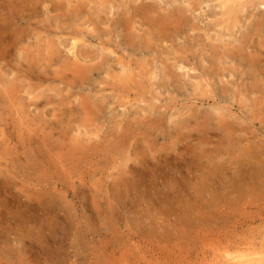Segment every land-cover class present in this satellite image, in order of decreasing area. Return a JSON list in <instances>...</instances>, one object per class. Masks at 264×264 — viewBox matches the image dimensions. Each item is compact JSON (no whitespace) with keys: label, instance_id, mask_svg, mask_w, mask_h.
<instances>
[{"label":"rangeland","instance_id":"obj_1","mask_svg":"<svg viewBox=\"0 0 264 264\" xmlns=\"http://www.w3.org/2000/svg\"><path fill=\"white\" fill-rule=\"evenodd\" d=\"M229 1L0 0L1 254L264 258V0Z\"/></svg>","mask_w":264,"mask_h":264},{"label":"bare ground","instance_id":"obj_2","mask_svg":"<svg viewBox=\"0 0 264 264\" xmlns=\"http://www.w3.org/2000/svg\"><path fill=\"white\" fill-rule=\"evenodd\" d=\"M227 1H229V0H227ZM237 1V0H236ZM72 2V1H71ZM230 2V1H229ZM242 3V2H241ZM229 5V4H228ZM57 7V6H56ZM239 9V8H238ZM239 12H240V10H239ZM179 13V12H178ZM182 13V12H181ZM129 14V13H128ZM184 14V13H183ZM237 14V13H236ZM161 14H159V16H160ZM228 15V14H227ZM166 16V15H165ZM146 17H148V16H146ZM129 18H130V16H129ZM160 18V17H159ZM133 19V18H132ZM182 19V18H181ZM162 20V19H161ZM147 21H148V19H147ZM163 21V20H162ZM168 21V20H167ZM7 22V21H6ZM173 22V21H172ZM151 23V22H150ZM173 24H174V22H173ZM152 25V24H151ZM150 27V26H149ZM164 28V27H163ZM136 29V28H135ZM181 29V28H180ZM149 31H150V29H149ZM170 31V30H169ZM52 33V32H51ZM167 33V32H166ZM163 34V33H162ZM84 35V34H83ZM164 35H166L165 33H164ZM142 36V35H141ZM149 37V36H148ZM170 37V36H169ZM147 38V37H146ZM154 38V37H153ZM156 40H157V38H156ZM130 45V44H129ZM128 45V46H129ZM76 46H77V43H76V41H74V43H73V45H72V49H76ZM63 47V46H62ZM155 47V46H154ZM50 48V47H49ZM69 48V47H68ZM107 48V47H106ZM139 50V49H138ZM157 50V49H156ZM190 50V49H189ZM188 50V51H189ZM42 51V50H41ZM123 51V50H122ZM145 51V50H144ZM153 51V50H152ZM158 51V50H157ZM70 52V51H69ZM74 52V51H73ZM68 53V52H67ZM112 53V52H111ZM154 53V52H153ZM189 53V52H188ZM188 53H186V54H188ZM190 53H192V52H190ZM77 54V53H76ZM81 54V53H80ZM86 54V53H85ZM113 54V53H112ZM180 54V53H179ZM41 55V54H40ZM93 55H95V54H93ZM104 55V54H103ZM87 56V55H86ZM194 56H195V54H194ZM98 57V56H97ZM100 57V56H99ZM98 57V58H99ZM75 58H77V57H75ZM195 58V57H194ZM257 58H259V56H257ZM52 59V58H51ZM181 59V58H180ZM242 59H243V57H242ZM76 60H79V59H76ZM101 60V59H100ZM129 60V59H128ZM130 60H132V59H130ZM200 60V59H199ZM98 61V60H97ZM202 61V60H201ZM243 61V60H242ZM75 62V61H74ZM100 62H102V61H100ZM123 62H125V61H123ZM132 62V61H131ZM191 62V61H190ZM259 62V61H258ZM77 63V62H76ZM199 63V62H198ZM254 63H256V62H254ZM85 64V63H84ZM87 64V63H86ZM91 64H93V63H91ZM97 64V63H96ZM188 64H189V62H188ZM202 64V63H201ZM262 64V63H261ZM171 65V64H170ZM215 65V64H214ZM224 65H225V62H224ZM35 65H33V67H34ZM178 66V65H177ZM70 67V66H69ZM72 67V66H71ZM124 67V66H123ZM128 67V66H127ZM211 67V66H210ZM21 68H23V67H21ZM61 68V67H60ZM126 68V67H125ZM42 69V68H41ZM81 70H82V68H80ZM127 69V68H126ZM238 70V69H237ZM251 70H253L252 68H251ZM83 71V70H82ZM87 71H90V69H87L85 72H87ZM109 71V70H108ZM107 71V72H108ZM127 72H128V70H126ZM15 72H16V70H15ZM112 72V71H111ZM217 72V71H216ZM215 72V73H216ZM21 73V72H20ZM128 73H131L130 71L128 72ZM235 73V72H234ZM240 73V72H239ZM82 74V73H81ZM92 74V73H91ZM136 74V73H135ZM241 74V73H240ZM21 75V74H20ZM38 75H40V74H38ZM59 75H61L60 73H59ZM88 75V74H87ZM107 75V74H106ZM132 75V74H131ZM218 75V74H217ZM226 75V74H225ZM235 75V74H234ZM41 76V75H40ZM108 76V75H107ZM128 76H129V74H128ZM137 76V75H136ZM153 76V75H152ZM219 76V75H218ZM255 76V75H254ZM43 77H45L44 75H43ZM84 77V76H83ZM124 77V78H123ZM131 77V76H130ZM133 77V76H132ZM220 77H221V75H220ZM49 78V77H48ZM3 79V78H2ZM125 79H127V78H125V76H121L120 77V80H125ZM135 80H136V78H134ZM173 79V78H172ZM25 80V79H24ZM61 80V79H60ZM177 80H178V78H177ZM253 80V79H252ZM46 81V80H45ZM220 81V80H219ZM259 81V80H258ZM39 82V81H38ZM128 82V81H127ZM171 82V81H170ZM253 82V81H252ZM40 83V82H39ZM137 83V82H136ZM173 84V83H172ZM254 85V84H253ZM23 86V85H22ZM251 86V85H250ZM255 86V85H254ZM128 88V87H127ZM126 88V89H127ZM234 88V87H233ZM254 88V87H253ZM261 88V87H260ZM18 89H19V87H18ZM262 89V88H261ZM260 89V90H261ZM48 90V89H47ZM18 92V91H17ZM261 92V91H260ZM20 93V92H19ZM18 94V93H17ZM20 95H21V93H20ZM237 95V94H236ZM251 95V94H250ZM254 95V94H253ZM261 96V95H260ZM61 97V96H60ZM253 97V96H252ZM255 97V96H254ZM263 97V96H262ZM20 98V97H19ZM248 98V97H247ZM38 99V98H37ZM68 99V98H67ZM260 99V98H259ZM19 100V99H18ZM34 100V99H33ZM39 100V99H38ZM44 100V99H43ZM243 101V100H242ZM245 101V100H244ZM54 102V101H53ZM41 103V102H40ZM79 103V102H78ZM19 104H20V102H19ZM81 104H83V103H81ZM34 105H37V104H34ZM103 105V104H102ZM240 105V104H239ZM12 106V105H11ZM32 106H33V103H32ZM82 106V105H81ZM83 106H84V104H83ZM31 107V106H30ZM247 107H250V106H247ZM246 107V108H247ZM262 107V106H261ZM12 108V107H11ZM14 108V107H13ZM25 108V107H24ZM37 109V108H36ZM38 109H39V107H38ZM73 109V108H72ZM71 109V110H72ZM64 110H66L65 108H64ZM98 110V109H97ZM261 110V109H260ZM4 111V110H3ZM218 111V110H217ZM216 111V112H217ZM220 111V110H219ZM47 112V111H46ZM70 112V111H69ZM73 112V111H72ZM76 112V111H75ZM222 112V111H221ZM220 112V113H221ZM29 113H31V112H29ZM77 113H79V112H76V114ZM252 113V112H251ZM254 113V112H253ZM94 114V113H93ZM96 114H97V112H96ZM34 115V114H33ZM43 115V114H42ZM46 115V114H45ZM215 115V114H214ZM252 115V114H251ZM4 116V115H3ZM22 116V115H21ZM37 116V115H36ZM75 116V115H74ZM250 116V115H249ZM253 116H254V114H253ZM33 117V116H32ZM35 117V116H34ZM221 117H223V116H221ZM207 118V117H206ZM218 118H219V116H218ZM30 119V118H29ZM208 119V118H207ZM227 119V118H226ZM222 120V119H221ZM234 120H236V119H234ZM2 121V120H1ZM218 121H220L219 119H218ZM228 121V120H227ZM50 122V121H49ZM56 122V121H55ZM211 122V121H210ZM8 123V122H7ZM6 123V124H7ZM20 123V122H19ZM52 123V122H51ZM206 123V122H205ZM234 123V122H233ZM21 124H22V122H21ZM35 124V123H34ZM50 124V123H49ZM57 124V123H56ZM141 124V123H140ZM157 124V123H156ZM216 124V123H215ZM235 124V123H234ZM231 126V125H230ZM234 126V125H233ZM19 127V126H18ZM21 127V126H20ZM40 127V126H39ZM7 128H8V126H7ZM35 128V127H34ZM44 128V127H43ZM56 128V127H55ZM208 128H210V127H208ZM1 129V128H0ZM5 129V128H4ZM4 129H1V135H4ZM17 129V128H16ZM45 129V128H44ZM72 129V128H71ZM132 129V128H131ZM130 129V130H131ZM14 130H15V128H14ZM31 130V129H30ZM41 130V129H40ZM46 130V129H45ZM196 130V129H195ZM227 130V129H226ZM8 131H10V130H8ZM28 133V132H27ZM47 133H49V132H47ZM210 133V132H209ZM18 134H20V133H18ZM33 134H34V132H33ZM60 134V133H59ZM189 134V133H188ZM191 135V134H190ZM229 135V134H228ZM12 136V135H11ZM20 136H21V134H20ZM187 136V135H186ZM185 136V137H186ZM207 136V135H206ZM29 137V136H28ZM33 137H34V135H33ZM26 138V137H25ZM47 138V137H46ZM123 138H121L120 140H122ZM127 139V138H126ZM1 140V139H0ZM4 140V139H3ZM14 140V139H13ZM60 140V139H59ZM76 140V139H75ZM65 141V140H64ZM3 142V141H2ZM43 142V141H42ZM45 142V141H44ZM73 142V141H72ZM30 143V142H29ZM12 143H10V145H11ZM64 144V143H63ZM2 145H4V144H2ZM1 146V145H0ZM86 146V145H85ZM13 148H14V146H12ZM43 148V147H42ZM62 148V147H61ZM72 148V147H71ZM15 149L16 150H22V149H20V146H15ZM51 149V148H50ZM50 149L48 150H40V151H38L37 153L38 154H46L47 152H51L50 151ZM63 149V148H62ZM225 150V149H224ZM24 151V150H23ZM89 153V152H88ZM49 154V153H48ZM68 154V153H67ZM65 155V154H64ZM71 155V154H70ZM76 155V154H75ZM253 155V154H252ZM77 156V155H76ZM83 156V155H82ZM85 156V155H84ZM254 156V155H253ZM43 157V155H41V156H37L36 157V162H38V161H40L41 160V158ZM47 157V156H46ZM67 157V156H66ZM27 158H28V160H30V158L28 157V155H27ZM68 158V157H67ZM73 158H75V157H73ZM53 159V161H54V163L56 162V159H59V158H57L56 157V159L55 158H53V157H51L49 160H52ZM69 159V158H68ZM71 159V158H70ZM61 160V159H60ZM62 161V160H61ZM189 161V160H188ZM43 162V161H42ZM22 167H24V166H22ZM30 168V166H27V163H26V165H25V171H27L28 169ZM24 169H22V170H24ZM76 174V173H75ZM4 176V175H3ZM5 177V176H4ZM7 177V176H6ZM242 177V176H241ZM1 179V178H0ZM32 179V178H31ZM212 179V178H211ZM4 181V180H3ZM40 181V180H39ZM73 181V180H72ZM71 181V182H72ZM254 181V180H253ZM37 182V181H36ZM65 182V181H64ZM41 183V182H40ZM163 183V182H162ZM167 184V183H166ZM13 185V184H12ZM12 185H11V187L10 186H7V187H9V189H10V191H12V189H13V187H12ZM17 185V184H16ZM23 185V184H22ZM26 185V184H25ZM214 185V184H213ZM18 187L20 186V185H17ZM2 188V187H1ZM22 188V187H21ZM23 189V188H22ZM29 189V188H28ZM19 190V189H18ZM227 190V189H226ZM21 191V190H20ZM41 192V191H40ZM44 192H47V191H44ZM30 194H32V193H30ZM36 195V194H35ZM32 196V195H31ZM6 197V196H5ZM21 198V197H20ZM20 198H19V196H16L14 199H16V201H19L20 200ZM57 198V197H56ZM55 200V199H54ZM25 201V200H24ZM58 201V200H57ZM24 203V202H23ZM47 203V202H46ZM236 203V202H235ZM0 204H1V207H0V214H3L4 213V215H6V214H9V209H8V207L6 206V202L4 201V202H0ZM18 204V203H17ZM211 204V203H210ZM13 205V204H12ZM216 206V205H215ZM230 206V205H229ZM232 208V207H231ZM221 209V208H220ZM7 210V211H6ZM32 210V209H31ZM33 210H35V209H33ZM223 211V210H222ZM19 208L17 207V211H16V215H17V219H16V221L18 220V215H19ZM225 212V211H224ZM223 212V213H224ZM226 213V212H225ZM260 217H262V214L261 215H259ZM16 217V216H15ZM188 219V218H187ZM189 223V222H188ZM17 225V228L19 227V229H17L16 227H15V229H17L18 230V232H17V234H15V239L14 240H16V242H17V247H15V249L13 248V249H7V251H4L5 252V255H9L8 257H10L11 259H14L15 260V262H16V264H18L19 263V261H20V259H21V255H22V251H21V247H20V245H19V241L21 240V237H20V232H19V230H20V226H19V221H17V223H16ZM165 235H167V234H165ZM175 235V234H174ZM182 235V234H181ZM9 237V236H8ZM188 237V236H187ZM13 242V241H12ZM181 242H182V240H181ZM3 246H5V245H3ZM258 248H264V242L262 243V245L260 246V247H253L252 248V250H254V251H258L259 249ZM168 251V250H167ZM249 251V250H248ZM168 253V252H167ZM171 254H172V252H171ZM248 254H250V253H244V254H242V256H237V255H234L233 253H229V252H227V250H225V252H224V255L222 256V260L219 262V263H222V264H264V258H262L261 257V259L259 258V259H253V258H249L248 256ZM5 255L4 254H1L0 253V262L2 261V262H6V260H5ZM144 258V257H143ZM11 261V260H10Z\"/></svg>","mask_w":264,"mask_h":264}]
</instances>
